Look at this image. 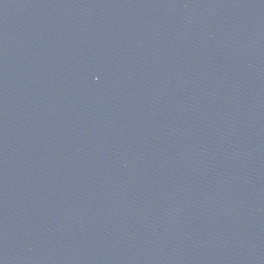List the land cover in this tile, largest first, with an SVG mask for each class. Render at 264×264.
Segmentation results:
<instances>
[{"label": "water", "instance_id": "95a60500", "mask_svg": "<svg viewBox=\"0 0 264 264\" xmlns=\"http://www.w3.org/2000/svg\"><path fill=\"white\" fill-rule=\"evenodd\" d=\"M0 264H264V0H0Z\"/></svg>", "mask_w": 264, "mask_h": 264}]
</instances>
